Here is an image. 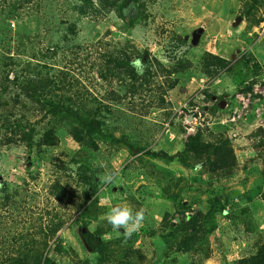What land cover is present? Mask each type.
<instances>
[{"label": "trees", "instance_id": "trees-1", "mask_svg": "<svg viewBox=\"0 0 264 264\" xmlns=\"http://www.w3.org/2000/svg\"><path fill=\"white\" fill-rule=\"evenodd\" d=\"M239 1L238 17L246 30L259 27L264 22L258 15L260 10L264 13V0ZM155 3L0 0V150L20 138L29 152L35 148L36 153H42L60 145V134L78 148L71 161L75 168L65 164L61 175L39 193L31 194L34 197L30 203L25 183L8 189L0 181V264H55L66 260L69 264H150L145 246L133 247L138 236L160 244L154 250L161 249L163 264H205L216 253L225 260L232 242H239V248L240 244L244 246L240 256L229 264H264V230L250 209L255 200L264 208V183L242 194L224 190L240 165L232 138L205 126L186 138L180 124L170 121L164 126L171 110L165 96L182 85L183 75L195 70L197 77L206 79L203 100L214 97L221 101L223 97H218L216 88L210 93V87L217 85L220 73L232 71L230 62L203 51L195 63L187 56L189 42L172 31H160L167 35L164 44H157L163 61L151 57L147 49L137 48L128 36L140 21L149 20L148 6ZM131 8L137 9L136 14L127 16ZM111 14L122 23L117 33L106 31L105 36L95 33L93 38H86V32ZM17 17L40 19L45 35L16 32L12 36L9 20ZM108 35L112 38L107 40ZM136 59L143 61L141 69L132 67ZM243 60L246 70L240 71L239 83L247 82L248 91L262 82L257 78L262 68L255 64L249 69L250 59ZM94 70L102 94L94 86ZM10 92L7 99L2 98ZM31 103L41 113L38 126L31 125ZM152 111H160L159 124L146 121ZM250 137L264 138V128L256 129ZM158 142L169 151L155 152ZM175 144L180 149L172 155L170 149ZM263 147L264 139L256 145L257 149ZM79 149L102 152L105 162L90 170L76 167L91 161ZM122 149H127L128 158L156 188L159 198L172 205L160 214L157 226L153 214L145 215L143 227L130 239L117 235L102 219L108 207L99 203V194L96 196L104 187L100 178L105 172L114 173L111 162ZM159 157L165 163L177 162L182 173L177 165L161 164ZM190 192L197 194L188 200ZM201 195H205L204 207ZM217 214L225 218L223 226L218 225ZM28 215L32 221H25ZM73 223L86 229L82 241L91 237L96 241L91 258L79 257L61 237L60 232ZM216 232L219 234L213 238ZM84 250L88 251L87 246Z\"/></svg>", "mask_w": 264, "mask_h": 264}, {"label": "rangeland", "instance_id": "rangeland-1", "mask_svg": "<svg viewBox=\"0 0 264 264\" xmlns=\"http://www.w3.org/2000/svg\"><path fill=\"white\" fill-rule=\"evenodd\" d=\"M61 1V0H60ZM74 1V0H72ZM155 4L148 6L149 20L140 21L138 25L131 30L129 40L140 49H147L151 57H155L163 61L164 54L162 55L161 49L157 44H164L166 33L160 31H172L176 34L182 35L191 45V48L187 50V56L189 59L196 63V60L203 51H207L230 62L229 67L232 68L230 73L222 72L217 76L215 83L216 86L210 87V93L213 88H216V94L218 97H223L221 101H215L214 97L208 99L207 102L203 100L202 92L195 94L199 87V81L206 82L204 77H197L195 70H192L193 74L183 75L182 85L176 87L169 92L165 99L171 105L170 116L166 124L169 122L178 123L185 130L184 137L193 135V132L187 131V125L185 117L190 116L195 118V128L199 126H205L216 133H223L232 142V146L236 149L240 165L237 169L236 176L232 182L224 185L225 192L233 191L236 194L246 193L252 188L256 187L259 183H264V147L256 148L258 141L264 139L251 138L250 134L258 128H264V99L259 95H250L247 97V93H252L254 87H258V91L264 88V22L259 27L247 29L245 23L240 21L237 26L233 27L235 19L238 17L241 3L239 0H154ZM49 8V7H47ZM137 9L131 8L127 16L135 15ZM258 15L264 17V13L260 10ZM128 20V18H127ZM10 29L13 33H27L30 35H45L46 28L40 19H25L17 17V19L9 20ZM14 25V26H12ZM120 20L114 16L109 15L104 17L102 22L96 26L94 30L89 32L87 28H84L83 32H86V38L91 39L95 36V33L104 35L106 31L117 33V29L121 26ZM202 29V33L197 41V44L193 43V34ZM158 32V36L155 33ZM105 36V35H104ZM123 40L122 35L119 36ZM164 37V38H162ZM112 38V35H108L105 39ZM157 38V41L154 39ZM253 39V43H249L247 39ZM86 39L87 41H89ZM45 46V45H44ZM43 47V45H42ZM252 53V58L248 57V54ZM241 55V56H240ZM250 59L248 68L252 69L255 64L260 65L258 79L262 82L255 83L250 87V90H245V85H241L240 71H245V65L243 59ZM94 80V86L99 93H103L102 87L99 85L97 78V72H92ZM194 79L195 82L191 80ZM96 81V82H95ZM1 82V78H0ZM235 82H238L236 84ZM182 87V88H181ZM97 93V92H94ZM9 95L3 94L2 98L7 99ZM242 95L245 99L246 107L239 103L237 96ZM221 102H225V105L221 107ZM187 103L186 108L183 109V115L177 116L181 105ZM33 112V120L31 125L38 126L41 118L36 108H33L32 103L30 105ZM201 107H204L202 110ZM237 111V116L240 117L238 121H231L229 118L233 115V112ZM160 111H152L150 118L146 119L148 123L159 124ZM176 112V115L174 113ZM159 113V114H158ZM227 118V119H225ZM231 119V118H230ZM231 121V122H229ZM194 122V121H193ZM223 122V123H222ZM161 123H164L163 121ZM164 123V124H165ZM171 123V124H172ZM166 124L164 125L166 127ZM227 132V133H226ZM232 133V134H231ZM61 143L54 149L46 150L42 153H36L35 148L29 152V148L25 142L20 141L15 144L11 143L8 146H4L0 150V181L7 184L8 189L13 188L16 184L25 183L27 187V193L29 195L28 203L31 202V194H37L47 184L51 183L55 177H58L63 172V167L68 164L70 168H75L71 162L74 157V153L78 150L77 146L67 137L65 134L59 135ZM14 139H16L14 137ZM183 141V139H182ZM180 148L174 145V148L170 149L172 155L176 154V151ZM80 150V149H79ZM155 152L161 153L162 151L167 153L169 148L166 147L163 142H158L157 146L153 149ZM81 152L91 159L87 164H79L76 167L90 170L98 164L105 162V155L102 152H92L85 149H81ZM260 151L261 154L257 153ZM160 155V154H157ZM160 163L172 167L177 165V162L165 163V161L158 158ZM71 162V163H70ZM112 166L114 168V182L108 185H104L101 190L96 194H99V203L106 207L113 206L114 204L121 203L120 205L127 204L132 207L133 210L143 209L145 215L153 214V224L157 226L161 220V213L167 208L172 209V205L159 198V193L156 188L151 186L150 181L142 177L139 169L132 159L128 158L127 149H122L118 152L112 160ZM60 165V166H59ZM165 165V166H166ZM29 167V168H27ZM180 169V166H179ZM182 173L181 169L180 172ZM177 173V175H179ZM187 174L193 175L192 172ZM186 174V175H187ZM206 179V177H205ZM192 185V183H190ZM193 187L195 184L192 185ZM195 193L190 192L188 200L194 197ZM202 197V198H201ZM201 205H205V195H201ZM198 207L197 205H195ZM250 209L253 216L257 220L261 230H264V208L259 203V200H255L250 204ZM73 214V213H72ZM37 212L35 213V217ZM73 216H76L73 214ZM76 218V217H73ZM27 219V220H26ZM25 221H32L25 217ZM216 221L219 226H223L226 223L223 215H216ZM75 224V225H73ZM71 224L67 229L60 232L64 241L68 242L71 249L75 250L79 257L91 258L90 253H93L96 246V241L93 237L90 241L85 238L84 241L79 236V226L76 223ZM93 228V227H92ZM92 232V229H89ZM219 233H215L212 237H217ZM138 236L134 240L133 247L136 249L139 245L143 244L144 251L149 256L150 264H163L164 259L161 249L154 250L155 246L159 247L160 244H155L152 239ZM146 238V239H145ZM145 239V240H144ZM67 244V243H66ZM241 248L244 246L242 244ZM87 250L85 251L84 248ZM165 249L169 250L170 246L165 242ZM239 242H232L231 246L225 253V260L220 258L218 253L214 254L210 260L205 264H229L231 260L240 256ZM90 260V259H87ZM55 264H69V261H56Z\"/></svg>", "mask_w": 264, "mask_h": 264}, {"label": "clouds", "instance_id": "clouds-1", "mask_svg": "<svg viewBox=\"0 0 264 264\" xmlns=\"http://www.w3.org/2000/svg\"><path fill=\"white\" fill-rule=\"evenodd\" d=\"M132 67L141 69L143 61L136 59L132 61ZM115 174L113 172H105L100 178L102 184L108 185L114 182ZM102 219L116 232L117 235H123L126 239H130L134 233L139 232L145 221V213L143 209L133 210L132 207L125 205L110 206L103 214Z\"/></svg>", "mask_w": 264, "mask_h": 264}, {"label": "built area", "instance_id": "built-area-1", "mask_svg": "<svg viewBox=\"0 0 264 264\" xmlns=\"http://www.w3.org/2000/svg\"><path fill=\"white\" fill-rule=\"evenodd\" d=\"M12 26H14V25H12ZM191 81L192 82H195L194 79H192ZM206 86L207 85L204 83V81L203 80H200L199 81V87H198L197 91H195L196 92L195 94H197V93L202 92L203 90H205L206 89ZM253 94L259 95V97L261 96L264 99V88L261 91H258V87H254L252 89V93H247L246 95L248 97V96L253 95ZM237 99H238L239 103L243 106V109H244L246 107L244 96L238 95L237 96ZM186 105H187V103H185L184 105H181L180 106L179 112L177 113V116L178 117L181 116V115H183L182 114L183 113V109L186 108ZM174 115H176V112L174 113ZM227 118H229V120H231V121H235L237 119L236 120V122H237L240 117L237 116V111H234L233 112V115H231L230 117H227ZM227 118H225V119H227ZM185 121H186L185 123L187 125H190V126L187 127V131H189V132L191 131V132L195 133V130H196V128L194 127L196 125L195 118L194 117H190V116H186L185 117ZM231 121H229V122H231ZM191 125H194V126L192 127ZM166 126H167V124H166ZM170 137L172 138L173 136L171 135Z\"/></svg>", "mask_w": 264, "mask_h": 264}, {"label": "water", "instance_id": "water-1", "mask_svg": "<svg viewBox=\"0 0 264 264\" xmlns=\"http://www.w3.org/2000/svg\"><path fill=\"white\" fill-rule=\"evenodd\" d=\"M240 21H241V18L240 17H237L236 19H235V22L233 23V27L234 26H237L239 23H240ZM202 33V29H200V30H198L197 32H195L194 34H193V43L194 44H197V41H198V39H199V37H200V34ZM225 105V102H221V107H223ZM85 228H81L80 230H79V235H80V237H82V234L85 232Z\"/></svg>", "mask_w": 264, "mask_h": 264}, {"label": "flooded vegetation", "instance_id": "flooded-vegetation-1", "mask_svg": "<svg viewBox=\"0 0 264 264\" xmlns=\"http://www.w3.org/2000/svg\"><path fill=\"white\" fill-rule=\"evenodd\" d=\"M87 240H88V242L90 241V239H88V238H87ZM83 242L85 243V241H83Z\"/></svg>", "mask_w": 264, "mask_h": 264}]
</instances>
